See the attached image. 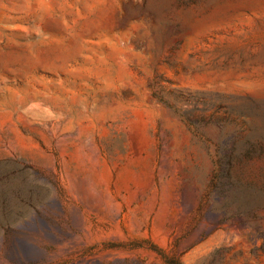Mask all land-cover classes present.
I'll return each mask as SVG.
<instances>
[{"label":"rangeland","instance_id":"rangeland-1","mask_svg":"<svg viewBox=\"0 0 264 264\" xmlns=\"http://www.w3.org/2000/svg\"><path fill=\"white\" fill-rule=\"evenodd\" d=\"M0 264H264V0H0Z\"/></svg>","mask_w":264,"mask_h":264}]
</instances>
